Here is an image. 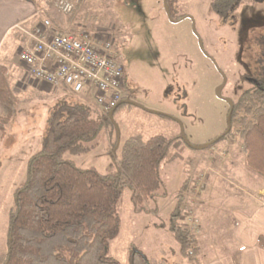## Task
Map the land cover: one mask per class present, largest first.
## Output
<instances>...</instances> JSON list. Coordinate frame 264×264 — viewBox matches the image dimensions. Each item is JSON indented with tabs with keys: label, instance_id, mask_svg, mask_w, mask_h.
Returning <instances> with one entry per match:
<instances>
[{
	"label": "rangeland",
	"instance_id": "rangeland-1",
	"mask_svg": "<svg viewBox=\"0 0 264 264\" xmlns=\"http://www.w3.org/2000/svg\"><path fill=\"white\" fill-rule=\"evenodd\" d=\"M212 1L175 0V13L188 17L178 22L168 18L164 0L83 1L78 15L80 30L105 29L113 34L128 77L127 97L138 105L121 108L115 116L121 134L116 150L115 133L103 131L89 154L68 158L80 168L96 167L107 173L119 158L121 145L133 134L149 139L184 132L191 144L203 145L225 132L229 105L217 96V88L226 78L222 95L235 102L250 87L248 78L264 76V2L245 3L237 10L234 23H224L213 12ZM20 101V111L0 150V261L7 248L14 192L26 179L27 161L40 149L50 116L48 101ZM171 153L175 160H165L161 165L164 184L160 191L165 189L169 195L148 205L150 210L157 206L158 214L135 212L129 189L119 202L121 229L111 241L110 255L123 264L128 263L132 244L144 252L151 264H187L173 235L154 225L169 221L190 174L194 175V194L189 196L191 190L188 193V204L195 207L210 177L236 178L232 163L240 157L245 161L238 137L220 141L208 150H194L179 140ZM189 213L187 210L183 216ZM190 215L200 229L197 214ZM221 216L216 218L217 228L224 223ZM182 222L187 224L185 217Z\"/></svg>",
	"mask_w": 264,
	"mask_h": 264
},
{
	"label": "trees",
	"instance_id": "trees-1",
	"mask_svg": "<svg viewBox=\"0 0 264 264\" xmlns=\"http://www.w3.org/2000/svg\"><path fill=\"white\" fill-rule=\"evenodd\" d=\"M174 1L167 0V3L173 19L178 22L187 16L175 13ZM249 2L264 0H213L211 8L224 23H234L237 10ZM82 5L83 0H79L70 14H76ZM126 80L128 92L127 74ZM247 81L250 87L234 102L232 130L223 137H216L218 140L206 150L227 138L238 137L246 165L264 177V76ZM86 99L65 97L50 107L40 149L28 159L26 179L14 192L7 248L0 264H123L110 255V245L120 233L118 205L124 192L131 191L137 213L158 212L157 206L150 210L148 205L167 197V190L160 191L164 184L161 165L165 160H175L171 149L181 140L180 135H155L149 139L139 133L131 135L121 145L119 158L107 173L96 167L80 168L68 158V155L89 154L103 131L115 133L113 149L119 146L109 114L101 118L92 101ZM128 100L125 97L118 104L114 119L119 109L133 106L126 102ZM0 105V133L5 140L20 110L7 69L1 65ZM193 179L194 175L190 174L182 185L169 221L156 227L173 235L188 264H202L197 234L182 222L190 208L187 196ZM258 245L264 249V235L259 236ZM127 264L151 263L144 252L132 244Z\"/></svg>",
	"mask_w": 264,
	"mask_h": 264
},
{
	"label": "crops",
	"instance_id": "crops-1",
	"mask_svg": "<svg viewBox=\"0 0 264 264\" xmlns=\"http://www.w3.org/2000/svg\"><path fill=\"white\" fill-rule=\"evenodd\" d=\"M79 13L60 15L49 11L45 0H0V65L7 69L19 109L20 99L28 103L48 101L51 106L61 97L87 100L71 94L64 85L51 86L34 79L19 58L20 51L33 42L34 31L44 19H51L61 31L77 33L81 28ZM88 32L97 35L99 30ZM4 141L0 133V150ZM231 168L236 178L210 177L195 207L189 204L188 211L195 212L201 223L197 234L199 260L202 264H264V249L258 245L259 236L264 235V178L250 170L243 157L233 162ZM220 215L224 223L217 228L216 218Z\"/></svg>",
	"mask_w": 264,
	"mask_h": 264
},
{
	"label": "built area",
	"instance_id": "built-area-1",
	"mask_svg": "<svg viewBox=\"0 0 264 264\" xmlns=\"http://www.w3.org/2000/svg\"><path fill=\"white\" fill-rule=\"evenodd\" d=\"M78 1L45 3L47 10L69 15ZM114 42L109 30L97 35L85 30L61 31L46 18L35 29L33 42L20 51L19 58L34 79L51 86L64 85L72 94L89 98L102 118L127 97L125 68ZM198 184L202 186L203 180ZM190 214L183 216L185 224L198 233V222Z\"/></svg>",
	"mask_w": 264,
	"mask_h": 264
},
{
	"label": "water",
	"instance_id": "water-1",
	"mask_svg": "<svg viewBox=\"0 0 264 264\" xmlns=\"http://www.w3.org/2000/svg\"><path fill=\"white\" fill-rule=\"evenodd\" d=\"M164 5H165V10H166V13H167L168 18H169L172 22H176V21L173 19L172 15H171L170 7H169V5H168V3H167V0H164ZM185 18H188V17H185ZM185 18H183L182 20H184ZM200 45H201V47L203 48V44H202L201 41H200ZM225 85H226V78L224 79V83H223L221 86H219V87L217 88V91H216L217 96H218L220 99L224 100V101L229 105V109H230V111H229V113H228V115H227V129H226L225 132H224L221 136H219V137H223V136L227 135V134L232 130V114H233V111H234V101H233L231 98H225V97H223V95H222V91H223ZM126 102H127V103H130V104H132V105H136V106L138 105L136 102H133V101H131V100H128V101H126ZM117 107H118V106H117ZM117 107L114 108V109L109 113V117H110V119H111V120L113 121V123H114L115 130H116V134H117L118 143H120V141H121V134H120V131H119V127L117 126V124H116V122H115V120H114V113H115ZM154 113L157 114V115H165V116H167V117H170V118L174 119L173 117H171V116H169V115H166V114H162V113H159V112H154ZM180 136H181V140H183V141H184V142H185L190 148H192V149H194V150H204V149L208 148L209 146H212V145L218 140V138H216V139L211 140V141H209V142H207L206 144H203V145H193V144H191V142L187 139V137H186V135L184 134V132H182V134H181Z\"/></svg>",
	"mask_w": 264,
	"mask_h": 264
}]
</instances>
